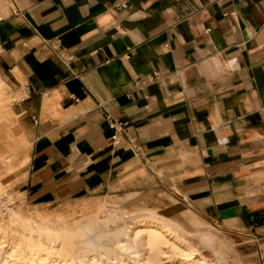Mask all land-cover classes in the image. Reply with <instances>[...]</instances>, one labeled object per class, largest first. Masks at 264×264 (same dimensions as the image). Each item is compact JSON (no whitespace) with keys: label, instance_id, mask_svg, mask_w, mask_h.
Masks as SVG:
<instances>
[{"label":"crops","instance_id":"0c3cea01","mask_svg":"<svg viewBox=\"0 0 264 264\" xmlns=\"http://www.w3.org/2000/svg\"><path fill=\"white\" fill-rule=\"evenodd\" d=\"M0 48L26 204L178 190L264 264V0H0Z\"/></svg>","mask_w":264,"mask_h":264},{"label":"rangeland","instance_id":"374dc122","mask_svg":"<svg viewBox=\"0 0 264 264\" xmlns=\"http://www.w3.org/2000/svg\"><path fill=\"white\" fill-rule=\"evenodd\" d=\"M4 71L0 60V264H99L94 259L98 252L105 254L103 264H160L153 257L158 248L165 250L163 263L187 264L178 256L184 245L177 237L197 251L195 258L209 264H259L251 258L243 234L197 213L178 190L26 204L21 190L30 170L31 140L22 123L23 96L10 88ZM19 119L21 129L14 131L13 122ZM155 217L170 225L176 236L167 237L146 222ZM122 238L130 240L117 244Z\"/></svg>","mask_w":264,"mask_h":264},{"label":"bare ground","instance_id":"6f19581e","mask_svg":"<svg viewBox=\"0 0 264 264\" xmlns=\"http://www.w3.org/2000/svg\"><path fill=\"white\" fill-rule=\"evenodd\" d=\"M111 215V214H110ZM154 216V215H153ZM146 222H150V223H152L153 225H154V227H156L160 232H162L165 236H167V237H170L171 238V236H173V237H175L176 235H175V233H174V230H173V228L170 226V225H167L163 220H160L159 218H151L150 220H147ZM140 225V224H139ZM145 225V224H144ZM148 225V224H147ZM47 227V226H46ZM145 227V226H144ZM1 228V227H0ZM133 228V227H132ZM57 229V228H56ZM131 229V228H130ZM34 230H36V229H34ZM49 231H50V229H49ZM56 231V230H55ZM146 231V230H145ZM31 232H33V231H31ZM47 232V231H46ZM80 232V231H79ZM141 232V231H140ZM158 232V231H157ZM47 233H49V232H47ZM135 233V232H134ZM138 233V232H137ZM142 233V232H141ZM151 233V232H150ZM161 233V234H162ZM33 234H35V233H33ZM55 234V233H54ZM76 234V233H75ZM147 234V233H146ZM155 234V233H154ZM148 235H150V234H148ZM39 236V235H38ZM82 236V235H81ZM80 236V237H81ZM31 237H33L32 235H31ZM41 237V236H40ZM70 237V236H69ZM138 237V236H137ZM126 238V237H125ZM125 238H122L120 241H118V243L117 244H125V243H128L129 242V240L128 239H125ZM148 238V237H147ZM150 238V237H149ZM169 238V239H170ZM29 239V238H28ZM33 239V238H32ZM70 239V238H69ZM78 239V238H77ZM176 239H178V241H180L181 242V244H183L184 245V250L182 251V252H180L179 254H178V256L181 258V260H182V262H185V263H187V264H209L204 258H200V259H197V258H195V256H196V253H197V251H195L194 250V248L193 247H191V245L188 243V242H186V241H183V240H181L180 238H176ZM17 240V239H16ZM30 240V239H29ZM147 240H150V239H147ZM167 240V239H166ZM175 240V239H174ZM22 241H24V240H22ZM134 241V240H133ZM177 241V240H176ZM28 242V241H27ZM53 242H54V240H53ZM75 242V241H74ZM175 242V241H174ZM24 243V242H23ZM33 243H34V241H33ZM146 243H147V241H146ZM18 244H19V242H18ZM40 244H42V243H40ZM39 243H38V245H40ZM74 244V243H73ZM3 245V244H2ZM32 245V244H31ZM136 245V244H135ZM174 245V244H173ZM28 246H30V245H28ZM179 246V245H178ZM1 248V247H0ZM67 248V247H66ZM151 248V247H150ZM13 249V248H12ZM26 249V248H25ZM24 249V250H25ZM46 249V248H45ZM45 249H43V250H45ZM68 249V248H67ZM121 249V248H120ZM21 250V249H20ZM42 250V251H43ZM47 250H49V249H47ZM70 250V249H69ZM69 250H68V252H69ZM128 250V249H127ZM173 250V249H172ZM30 251V250H29ZM40 251V250H39ZM38 251V252H39ZM57 251V250H56ZM101 251V250H100ZM115 251V250H114ZM123 251V250H122ZM149 251V250H148ZM165 251V250H164ZM163 251V249H160V248H158V251L153 255V257H154V259H156L157 260V262L158 263H160V264H165V263H163V255H165L166 253ZM181 251V250H180ZM27 252V251H26ZM33 252V251H32ZM50 252V251H49ZM101 252H103V251H101ZM31 253V252H30ZM36 253V252H35ZM53 253V252H52ZM56 253V252H55ZM69 254H70V252H69ZM74 254V253H73ZM22 255V254H21ZM42 255H44V254H42ZM53 255V254H52ZM104 255L105 254H103V253H99L98 252V256L96 257L95 256V258L94 259H96V262H98L99 264H103V258H104ZM19 256V255H18ZM23 256V255H22ZM72 256V255H71ZM20 257V256H19ZM52 257V256H51ZM56 257V256H55ZM75 257V256H74ZM106 257V256H105ZM114 257V256H113ZM119 257V256H118ZM198 257V256H197ZM85 258V257H84ZM88 258V257H87ZM108 258V257H107ZM114 258H117V257H114ZM138 258V257H137ZM147 258V257H146ZM21 259V258H20ZM33 259V258H32ZM36 259V258H35ZM106 259V258H105ZM6 260V259H5ZM17 260V259H16ZM72 260H74V258L72 259ZM81 260V259H80ZM90 260V259H89ZM93 260V259H92ZM117 260V259H116ZM134 260V259H133ZM62 261V260H61ZM86 261V260H85ZM111 261V260H110ZM119 261V260H118ZM135 261V260H134ZM147 261V260H146ZM148 262V261H147ZM165 262V261H164ZM23 263V262H22ZM33 263V262H32ZM71 263V262H70ZM70 263H68V264H70ZM74 263V262H73ZM108 263H109V261H108ZM119 263V262H118ZM146 263V262H145ZM7 264V263H6ZM25 264V263H24ZM43 264H48L47 262H43ZM52 264V263H51ZM58 264H63V263H58ZM75 264H76V262H75ZM86 264V263H85ZM89 264H94L93 262H89ZM107 264V263H106ZM126 264V263H125Z\"/></svg>","mask_w":264,"mask_h":264},{"label":"built area","instance_id":"2783aa9c","mask_svg":"<svg viewBox=\"0 0 264 264\" xmlns=\"http://www.w3.org/2000/svg\"><path fill=\"white\" fill-rule=\"evenodd\" d=\"M156 77H158V74H156ZM111 126H112V127H115V124H112ZM114 141H115V142L118 141V140H117V136L114 137Z\"/></svg>","mask_w":264,"mask_h":264}]
</instances>
